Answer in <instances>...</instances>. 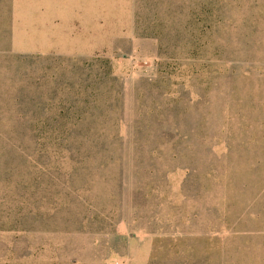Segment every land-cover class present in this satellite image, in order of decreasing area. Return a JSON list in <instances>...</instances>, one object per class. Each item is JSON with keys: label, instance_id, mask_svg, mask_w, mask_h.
Instances as JSON below:
<instances>
[{"label": "rangeland", "instance_id": "1", "mask_svg": "<svg viewBox=\"0 0 264 264\" xmlns=\"http://www.w3.org/2000/svg\"><path fill=\"white\" fill-rule=\"evenodd\" d=\"M0 264H264V0H0Z\"/></svg>", "mask_w": 264, "mask_h": 264}]
</instances>
